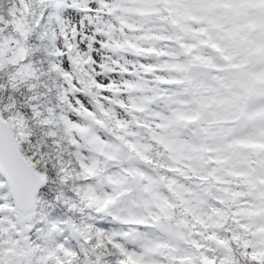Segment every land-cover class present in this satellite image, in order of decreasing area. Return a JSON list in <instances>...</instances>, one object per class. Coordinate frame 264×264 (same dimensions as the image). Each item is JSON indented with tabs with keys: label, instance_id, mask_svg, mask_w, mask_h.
I'll return each mask as SVG.
<instances>
[{
	"label": "trees",
	"instance_id": "trees-1",
	"mask_svg": "<svg viewBox=\"0 0 264 264\" xmlns=\"http://www.w3.org/2000/svg\"><path fill=\"white\" fill-rule=\"evenodd\" d=\"M144 3L136 21L144 26L141 37L177 49L181 81L138 79L118 92L139 106L148 89L153 98L164 95L169 125L157 133L129 108L115 119L88 59L65 44L56 48L47 0H0V116L22 154L51 179L29 217L12 199L0 204V264H264V147L252 142H264V96H255L264 93V0ZM113 22L103 30L121 37ZM194 56L206 64L205 77L192 66ZM237 115L249 126L239 143L226 146L228 119ZM197 121L204 138H177ZM208 137L223 155L208 154ZM52 192L59 194L55 212L47 206ZM41 213L62 221L60 228L32 231L30 221ZM101 220L105 227L146 229L161 241L128 255L97 226Z\"/></svg>",
	"mask_w": 264,
	"mask_h": 264
},
{
	"label": "rangeland",
	"instance_id": "rangeland-1",
	"mask_svg": "<svg viewBox=\"0 0 264 264\" xmlns=\"http://www.w3.org/2000/svg\"><path fill=\"white\" fill-rule=\"evenodd\" d=\"M56 1L60 3L64 2L63 0ZM66 1L68 3V9H65L64 11L56 9V11H58V18L60 20L57 26L60 29L62 27L61 30L66 34L72 27V32L68 36V42L74 43L78 52L80 51L91 56V64L95 75L94 77L99 82L104 83L106 80L114 81L115 79L124 82V80H130L131 78H133L134 74L152 76L160 72V70L155 69V67L157 62L162 61L161 59L163 53L155 50L154 53H139L135 56L132 51H128L125 47L118 48V45L116 44V42H114V39L116 38L108 37L109 33L102 30L101 28L102 25H105L108 20H124L125 23L122 28L123 31H120V34L123 35L122 39L126 41L127 44L135 43L138 49L144 50V47H146L148 43L143 40L144 37H141V35H144L143 25L136 23L139 16H137V14L133 15L131 12L133 6L141 9L142 7H145L144 2H142L141 4L139 0ZM113 3L119 10L117 14H120L121 18H116L114 13H112V10L114 8V6H112ZM72 4L75 6H77V4H80L81 8H72ZM135 11L138 10L135 9ZM98 28H100V30ZM150 29L155 33L164 35V33L161 32V30L157 27H150ZM162 47L164 48L165 53H171L173 51V49L167 46L166 43H162ZM141 67H144L146 69H143ZM150 68H154V71H151ZM164 69H166L165 66ZM161 73L169 74L170 71L168 72L166 70H163ZM259 93L263 95L262 91H260ZM255 96H257V94ZM159 99L160 100L152 104V108L154 111L162 115H166L168 111H162V109L159 107V103H161L160 101L162 98ZM118 105L119 104L117 103V108L115 107V109L119 112L121 110L118 108ZM157 119L158 117L152 120V123L157 121ZM39 175L42 177L41 179L44 183L45 179L43 175H41L40 173ZM161 228L162 230H164L163 227ZM118 230L122 231V229L119 228ZM145 237V234H143L142 232H137L135 239V242L137 243L132 247V249L137 251L136 249L139 247V245L144 243Z\"/></svg>",
	"mask_w": 264,
	"mask_h": 264
},
{
	"label": "snow or ice",
	"instance_id": "snow-or-ice-1",
	"mask_svg": "<svg viewBox=\"0 0 264 264\" xmlns=\"http://www.w3.org/2000/svg\"><path fill=\"white\" fill-rule=\"evenodd\" d=\"M53 2L55 3L56 0H53ZM68 2H70V0H68ZM64 66H68L66 59ZM77 95L82 102L87 103L83 95ZM22 147L23 145H21V148ZM30 159L32 163L35 164L37 157L33 155ZM35 171H42L40 165L36 164ZM45 175L51 177L54 174L46 173ZM34 179L35 177L33 176L32 170L26 167L25 162L12 151L7 137L0 135V204L4 203L6 199H13L14 193L23 197L25 193L34 187ZM50 183L51 179L49 178L46 179L43 184L36 187L35 195L37 198H40L42 192L49 191ZM58 195V193L52 192L51 199L47 200V206L52 208L53 212H55V205L60 203ZM30 223L32 231L43 233L45 229L55 232L60 228L62 221L49 213H41L38 216H33ZM106 224V221L101 220L98 222L97 226L103 228Z\"/></svg>",
	"mask_w": 264,
	"mask_h": 264
},
{
	"label": "water",
	"instance_id": "water-1",
	"mask_svg": "<svg viewBox=\"0 0 264 264\" xmlns=\"http://www.w3.org/2000/svg\"><path fill=\"white\" fill-rule=\"evenodd\" d=\"M247 121L244 120L243 122L237 120L235 122V126L232 130L233 133L241 130L245 125ZM0 135H4L7 137L10 147L12 151L21 159L25 162L26 167H28L30 170H32L33 176L35 177L33 184L34 187L31 188L27 193L23 195V197L17 195L14 193V201L17 207L24 213H27L29 210L33 208L34 205V198H35V192H36V187H38L42 179L39 176V174L35 171V169L32 167V165L23 157L21 152L19 151L17 144L15 142V138L10 130L9 124L7 123L6 120L2 119L0 117Z\"/></svg>",
	"mask_w": 264,
	"mask_h": 264
}]
</instances>
